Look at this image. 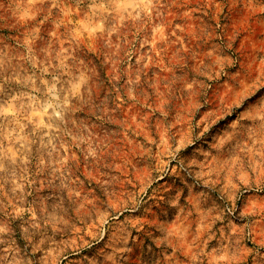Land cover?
Segmentation results:
<instances>
[{"label":"rangeland","instance_id":"rangeland-1","mask_svg":"<svg viewBox=\"0 0 264 264\" xmlns=\"http://www.w3.org/2000/svg\"><path fill=\"white\" fill-rule=\"evenodd\" d=\"M0 264H264V0H0Z\"/></svg>","mask_w":264,"mask_h":264}]
</instances>
